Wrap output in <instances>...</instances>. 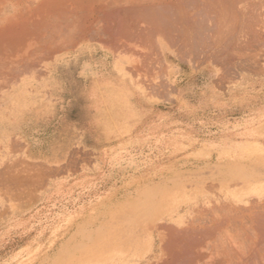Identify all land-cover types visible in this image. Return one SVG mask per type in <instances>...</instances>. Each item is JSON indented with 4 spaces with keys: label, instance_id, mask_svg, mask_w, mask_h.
I'll return each mask as SVG.
<instances>
[{
    "label": "rangeland",
    "instance_id": "1",
    "mask_svg": "<svg viewBox=\"0 0 264 264\" xmlns=\"http://www.w3.org/2000/svg\"><path fill=\"white\" fill-rule=\"evenodd\" d=\"M14 5L0 0V11ZM15 19L7 9L0 25ZM76 47L21 73L11 66L14 55H0V66L9 65L0 73L1 118L21 120L22 133L39 136L70 108L100 130L103 145L94 151L75 140L66 162L53 168L22 148L7 155L0 264H157V233L151 247L145 239L154 222L182 220L185 227L196 211L205 225L238 209L264 213V57L260 72L239 61L222 77L212 64L195 73L166 53V64L182 71L177 90L151 87L154 61L146 83L158 96L149 90L147 99L119 76L111 54ZM166 91L168 101L159 97ZM191 118L206 129L196 131Z\"/></svg>",
    "mask_w": 264,
    "mask_h": 264
},
{
    "label": "bare ground",
    "instance_id": "2",
    "mask_svg": "<svg viewBox=\"0 0 264 264\" xmlns=\"http://www.w3.org/2000/svg\"><path fill=\"white\" fill-rule=\"evenodd\" d=\"M10 8L16 19L0 25V55L18 56L10 65L20 73L35 60L40 63L44 57L47 62L76 46L89 56L103 50L115 59L119 76L128 77L150 99L158 96L154 87L174 89L182 74L181 68L166 64V53L191 65L195 73L212 64L224 77L227 67L239 61L262 70L264 0H15ZM154 61L159 81L153 85ZM7 66H0V73ZM168 92L159 97L168 101ZM196 214L185 227L182 220L148 226V246L154 233L160 243L157 264H264V213L238 209L209 216V225L202 222V211Z\"/></svg>",
    "mask_w": 264,
    "mask_h": 264
},
{
    "label": "crops",
    "instance_id": "3",
    "mask_svg": "<svg viewBox=\"0 0 264 264\" xmlns=\"http://www.w3.org/2000/svg\"><path fill=\"white\" fill-rule=\"evenodd\" d=\"M177 85L178 83L174 88L175 90H177ZM70 114V108L65 109L60 115L58 124L55 125L54 122L46 124L45 135L39 136L34 134L32 130L30 132L25 131V134L22 133L21 120L10 123L0 117V166L6 162L8 154L19 151L21 148L26 157V154H35L34 161L45 162L52 168L55 161L61 164L66 162L65 156L70 152L72 146L74 147L75 140H78L85 148L101 151L103 145L99 140L101 137L100 130L94 125L91 126L86 120L71 118ZM199 121L202 122L203 119L191 118L190 124L197 128L196 131L206 129L207 125H196L195 122ZM17 139H20L22 143H17Z\"/></svg>",
    "mask_w": 264,
    "mask_h": 264
},
{
    "label": "trees",
    "instance_id": "4",
    "mask_svg": "<svg viewBox=\"0 0 264 264\" xmlns=\"http://www.w3.org/2000/svg\"><path fill=\"white\" fill-rule=\"evenodd\" d=\"M70 116H71V118H75V116H74V115H72V114H70Z\"/></svg>",
    "mask_w": 264,
    "mask_h": 264
}]
</instances>
